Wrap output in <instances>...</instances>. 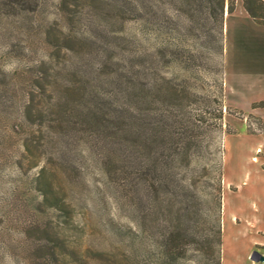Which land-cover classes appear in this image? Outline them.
I'll return each instance as SVG.
<instances>
[{
  "label": "rangeland",
  "instance_id": "374dc122",
  "mask_svg": "<svg viewBox=\"0 0 264 264\" xmlns=\"http://www.w3.org/2000/svg\"><path fill=\"white\" fill-rule=\"evenodd\" d=\"M217 30L195 1L0 0V264H223L264 237L224 212L264 27L230 18L224 56Z\"/></svg>",
  "mask_w": 264,
  "mask_h": 264
},
{
  "label": "crops",
  "instance_id": "0c3cea01",
  "mask_svg": "<svg viewBox=\"0 0 264 264\" xmlns=\"http://www.w3.org/2000/svg\"><path fill=\"white\" fill-rule=\"evenodd\" d=\"M237 16L241 17L250 26L264 27V24L257 23L251 17L244 6L243 0H236L234 12H227L226 14L225 29L228 30V20ZM226 85L229 90L227 82ZM258 117L264 121L262 116ZM229 137H234V151L230 154L232 159L231 174L233 175L227 176L226 171V163L229 156L227 143L224 177L225 185H227L228 189L225 190L224 212L228 211L230 217H235L237 209H241L240 211H243L244 216L254 218L246 223L247 228H253L251 224H256L259 229L264 231V132L255 135L239 132L238 134H231ZM231 192L234 195V199L233 201H228V196ZM224 237L226 244V229ZM259 243H264V237L259 241L255 239L251 242L244 253H230L231 257L229 260L226 259L224 250L223 264H251L250 260H248V254L252 252V246L254 244L261 245ZM252 263L259 264V262L254 261Z\"/></svg>",
  "mask_w": 264,
  "mask_h": 264
},
{
  "label": "trees",
  "instance_id": "16d2710c",
  "mask_svg": "<svg viewBox=\"0 0 264 264\" xmlns=\"http://www.w3.org/2000/svg\"><path fill=\"white\" fill-rule=\"evenodd\" d=\"M191 1L197 2L199 4V8H206L208 15L210 16L211 19H213L214 23L217 25V28H218L217 32L219 35V38H218L219 49H220V52L224 56V49H225V46H224V38L225 37L224 36H225L226 12H229V13L234 12V10L236 8V0H229V2H228V0H170V2L173 3L175 6H177L178 9L182 8L184 5H186L187 3H190ZM243 3H244L246 10L251 15V17L257 23L264 24V1L263 0H243ZM141 8L142 7L139 5V3H137L134 7L135 10H139ZM57 45L61 48L66 47V46L61 45V44H57ZM27 114L29 115V119H31L32 116H31L30 112H27ZM103 115L102 116L99 115V117L97 116L95 119L96 114H94L93 118L96 121L99 120L98 122L103 124L104 123V121H103L104 116ZM105 126L108 127V125H105ZM155 133L157 134V131H155ZM128 134L129 133H125L124 139L128 143H132V141H131L132 136H130ZM138 136H139V138L141 137L144 139V136L146 137V132L142 130V131H140V133H138ZM158 136H159V133H158ZM133 144H136V142H134ZM138 144H140V147L137 146V144H136V148L139 149L140 152L143 151L144 152L143 154H147L146 146L142 147L143 143L141 141ZM114 160H115L114 156L106 155L103 157V167H104L105 173L108 176V178L111 180H115V178L118 175V169L116 168L115 165L113 166ZM140 163L142 164V166L140 167V174L143 176V174L145 172V170H144L145 161L143 162V160L141 159ZM220 231L221 230H219V233H220ZM221 237H222V235H221ZM218 241L221 242V244H222V240H220V238ZM219 261L220 260H218V263H219Z\"/></svg>",
  "mask_w": 264,
  "mask_h": 264
},
{
  "label": "water",
  "instance_id": "95a60500",
  "mask_svg": "<svg viewBox=\"0 0 264 264\" xmlns=\"http://www.w3.org/2000/svg\"><path fill=\"white\" fill-rule=\"evenodd\" d=\"M251 258H252L254 261L264 260V256L261 255L260 253H258L257 251H254V252L252 253Z\"/></svg>",
  "mask_w": 264,
  "mask_h": 264
}]
</instances>
